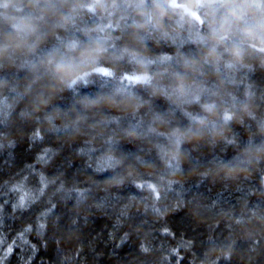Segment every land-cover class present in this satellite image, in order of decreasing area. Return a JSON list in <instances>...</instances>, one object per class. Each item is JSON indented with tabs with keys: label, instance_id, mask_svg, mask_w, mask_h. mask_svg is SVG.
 <instances>
[{
	"label": "trees",
	"instance_id": "obj_1",
	"mask_svg": "<svg viewBox=\"0 0 264 264\" xmlns=\"http://www.w3.org/2000/svg\"><path fill=\"white\" fill-rule=\"evenodd\" d=\"M0 264H264V0H0Z\"/></svg>",
	"mask_w": 264,
	"mask_h": 264
},
{
	"label": "rangeland",
	"instance_id": "obj_2",
	"mask_svg": "<svg viewBox=\"0 0 264 264\" xmlns=\"http://www.w3.org/2000/svg\"><path fill=\"white\" fill-rule=\"evenodd\" d=\"M96 72L98 74H100L101 76H104V77H109V76L114 74L112 69H110L108 67L97 68ZM127 77H128V79L130 81H133V82H137V81H142V80H147L148 79V75H144V74L127 75Z\"/></svg>",
	"mask_w": 264,
	"mask_h": 264
},
{
	"label": "bare ground",
	"instance_id": "obj_3",
	"mask_svg": "<svg viewBox=\"0 0 264 264\" xmlns=\"http://www.w3.org/2000/svg\"><path fill=\"white\" fill-rule=\"evenodd\" d=\"M2 1H4V0H2ZM5 2H6V1H5ZM7 2H8V1H7ZM7 2H6V3H7ZM1 3H4V2H1Z\"/></svg>",
	"mask_w": 264,
	"mask_h": 264
}]
</instances>
